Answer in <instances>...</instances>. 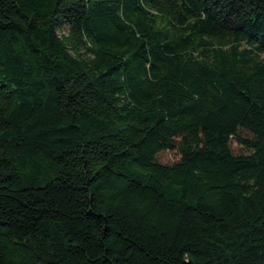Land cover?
Listing matches in <instances>:
<instances>
[{
  "label": "trees",
  "instance_id": "16d2710c",
  "mask_svg": "<svg viewBox=\"0 0 264 264\" xmlns=\"http://www.w3.org/2000/svg\"><path fill=\"white\" fill-rule=\"evenodd\" d=\"M262 54L264 0H0V264H264Z\"/></svg>",
  "mask_w": 264,
  "mask_h": 264
},
{
  "label": "rangeland",
  "instance_id": "374dc122",
  "mask_svg": "<svg viewBox=\"0 0 264 264\" xmlns=\"http://www.w3.org/2000/svg\"><path fill=\"white\" fill-rule=\"evenodd\" d=\"M261 56L264 57V54H262ZM231 148L234 151V153L245 152V150L240 145L236 144L235 142L231 143ZM157 158L162 163H171L178 159V155L175 151H172V152L163 151L158 154Z\"/></svg>",
  "mask_w": 264,
  "mask_h": 264
}]
</instances>
